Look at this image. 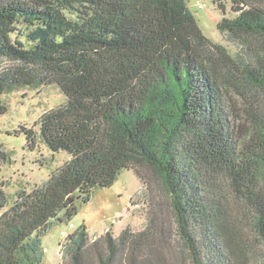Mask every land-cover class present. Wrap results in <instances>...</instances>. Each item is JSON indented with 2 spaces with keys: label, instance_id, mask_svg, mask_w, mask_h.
I'll return each instance as SVG.
<instances>
[{
  "label": "trees",
  "instance_id": "16d2710c",
  "mask_svg": "<svg viewBox=\"0 0 264 264\" xmlns=\"http://www.w3.org/2000/svg\"><path fill=\"white\" fill-rule=\"evenodd\" d=\"M188 1L0 0V114L3 93L58 85L66 102L37 125L69 155L1 212L0 264H43L41 238L76 213L75 194L88 201L122 169L144 188L143 228L90 239L81 224L61 264H172V232L190 264H264V0H231L217 23L236 53Z\"/></svg>",
  "mask_w": 264,
  "mask_h": 264
},
{
  "label": "rangeland",
  "instance_id": "374dc122",
  "mask_svg": "<svg viewBox=\"0 0 264 264\" xmlns=\"http://www.w3.org/2000/svg\"><path fill=\"white\" fill-rule=\"evenodd\" d=\"M231 0H189L188 7L198 19L203 32L215 43L222 44L231 53L239 48L216 25L222 17L234 16ZM236 5V4H234ZM4 61H0V66ZM6 111L0 114V147L6 159L0 164V189L5 203L2 211L9 208L17 198V193L29 192L34 186L42 185L58 167L69 159L65 151L52 152L39 137L37 121L41 114L66 102V95L58 85H43L38 88L22 86L1 95ZM222 111L230 123L232 104L224 95L221 97ZM25 128V130L23 129ZM32 129L36 136L34 142L28 140L26 130ZM155 202L165 201L155 189ZM144 188L130 169H122L109 187L95 186L88 201L75 194L76 213L70 220L53 222L41 238L44 248L43 264H61L63 257L61 242L64 236L79 225L84 224L90 239L100 236L109 229L118 236L126 227L138 231L145 222L146 198ZM162 204H165L163 202ZM60 216L63 212H59ZM72 225V228L69 227ZM169 255L172 264H190L187 257L175 247L176 237L172 232Z\"/></svg>",
  "mask_w": 264,
  "mask_h": 264
},
{
  "label": "built area",
  "instance_id": "2783aa9c",
  "mask_svg": "<svg viewBox=\"0 0 264 264\" xmlns=\"http://www.w3.org/2000/svg\"><path fill=\"white\" fill-rule=\"evenodd\" d=\"M69 227H70V228H72V225H71V224H69Z\"/></svg>",
  "mask_w": 264,
  "mask_h": 264
}]
</instances>
